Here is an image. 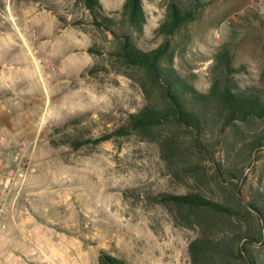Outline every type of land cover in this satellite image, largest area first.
Here are the masks:
<instances>
[{"label": "rangeland", "instance_id": "rangeland-1", "mask_svg": "<svg viewBox=\"0 0 264 264\" xmlns=\"http://www.w3.org/2000/svg\"><path fill=\"white\" fill-rule=\"evenodd\" d=\"M198 1L208 4L176 36L175 70L205 92L213 56L226 45L235 64L248 69L244 80L257 81L264 68V0L259 11L248 0ZM99 2L105 14L116 17L124 0ZM141 2L147 23L139 44L147 50L160 41L153 32L168 0ZM107 39L74 0H0L1 173H14L20 142L31 145L24 181L11 182L0 218L6 226L0 233V264H97L100 250L130 264H190L187 246L199 228L176 226L164 208L124 199L123 192L181 195L199 189L208 198L232 200L233 186L213 177L214 164L227 168L235 158L228 139L214 162L190 150L170 167L160 157L158 141L176 133L185 149L187 138L169 125L133 133L119 145L74 151L48 143L54 128L74 120L92 138L112 131L157 98L155 92L143 94L140 71L116 72ZM256 128L241 125L238 131L246 137ZM191 166L202 170L172 173ZM240 167L241 177L232 183L241 199L264 202V149Z\"/></svg>", "mask_w": 264, "mask_h": 264}, {"label": "trees", "instance_id": "trees-1", "mask_svg": "<svg viewBox=\"0 0 264 264\" xmlns=\"http://www.w3.org/2000/svg\"><path fill=\"white\" fill-rule=\"evenodd\" d=\"M207 4L198 0H189L187 4L168 0L164 19L153 32L160 41L145 50L139 44L147 23L141 0H124L116 17L105 14L99 0H74V5L87 12L90 24L104 40L110 36L108 57L116 72L140 71L143 94L149 97L155 92L157 98L148 99L112 131L92 138L74 120L54 128L48 143L74 151L106 142L119 145L133 133H148L169 125L187 138L185 149L176 133L158 141L160 157L170 167L177 158L185 160L186 151L190 150L203 161L214 162L220 143L230 140L231 147L236 149L235 158L227 168L214 164L213 177L233 186V201L208 198L199 189L181 195L127 189L122 195L135 203L164 208L176 226L199 228L187 246L190 264H264V202L257 199L244 202L237 183H232L241 177L240 164L264 149V68L257 81L246 82L248 69L245 65H236L228 47L223 45L213 56L210 84L205 92L197 90L189 77L174 68L176 36L188 28L197 10ZM94 70L95 67L88 73ZM241 125L257 128L244 137L238 131ZM178 168L172 171L176 176L202 170L200 166H191L179 172ZM97 264L130 263L100 250Z\"/></svg>", "mask_w": 264, "mask_h": 264}, {"label": "built area", "instance_id": "built-area-1", "mask_svg": "<svg viewBox=\"0 0 264 264\" xmlns=\"http://www.w3.org/2000/svg\"><path fill=\"white\" fill-rule=\"evenodd\" d=\"M249 7L254 9V10H260L261 9V4L262 0H248ZM240 15L243 14V12L239 13ZM38 64H41L42 62L39 60L37 62ZM31 145L28 142H20L17 146V150L14 153V159L15 162L17 163V166L15 168L14 173L9 172L3 175L1 173L2 170H0V218H2L5 214L6 211V206H7V196H8V191H9V186L12 181L15 179L24 181L25 178V173L27 171L28 163L24 162V156L27 152L30 151Z\"/></svg>", "mask_w": 264, "mask_h": 264}, {"label": "crops", "instance_id": "crops-1", "mask_svg": "<svg viewBox=\"0 0 264 264\" xmlns=\"http://www.w3.org/2000/svg\"><path fill=\"white\" fill-rule=\"evenodd\" d=\"M4 228H6V226H5L3 219H2V221H0V233L2 232V229H4ZM10 255H12V254H10Z\"/></svg>", "mask_w": 264, "mask_h": 264}]
</instances>
